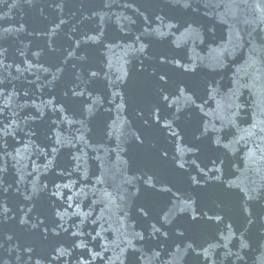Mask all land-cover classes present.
<instances>
[{
  "label": "water",
  "instance_id": "95a60500",
  "mask_svg": "<svg viewBox=\"0 0 264 264\" xmlns=\"http://www.w3.org/2000/svg\"><path fill=\"white\" fill-rule=\"evenodd\" d=\"M0 264H264V0H0Z\"/></svg>",
  "mask_w": 264,
  "mask_h": 264
}]
</instances>
